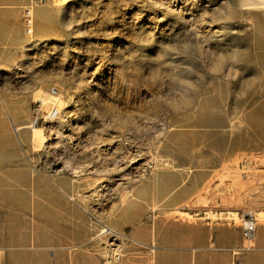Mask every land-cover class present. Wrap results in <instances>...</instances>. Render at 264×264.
I'll use <instances>...</instances> for the list:
<instances>
[{
    "label": "rangeland",
    "instance_id": "obj_1",
    "mask_svg": "<svg viewBox=\"0 0 264 264\" xmlns=\"http://www.w3.org/2000/svg\"><path fill=\"white\" fill-rule=\"evenodd\" d=\"M246 1L22 8L24 31L31 6L32 34L24 31L18 73L0 77V114L19 151L5 182L50 183L77 205L89 231L63 248L79 264H195V247L217 264L264 256V7ZM50 99L56 119L29 127L38 101L46 109ZM217 112L223 122L206 127ZM19 167L25 176L7 172ZM249 215L254 249L244 251ZM104 227L120 236L111 241Z\"/></svg>",
    "mask_w": 264,
    "mask_h": 264
},
{
    "label": "crops",
    "instance_id": "obj_2",
    "mask_svg": "<svg viewBox=\"0 0 264 264\" xmlns=\"http://www.w3.org/2000/svg\"><path fill=\"white\" fill-rule=\"evenodd\" d=\"M28 1L0 0V77L8 73L13 77L19 63L20 48L25 41L21 12ZM210 135L205 133L206 143L212 142ZM18 159L16 139L0 114V264H79L77 252L72 255L63 246L86 238L89 230L84 217L77 210V205L73 206L61 198L50 183H26L25 167L7 170L9 174H20L25 179L18 183L5 182V165H11ZM148 186L149 179L141 182L140 192ZM263 228L264 224L260 230ZM185 240L192 244L191 237ZM258 243L263 245L264 237L259 235ZM191 250L194 255L196 253L195 264H217L213 257L202 258L203 255L199 254L202 248ZM219 258L223 259L222 256ZM262 259L264 256L254 255L246 263L263 264ZM254 260L257 261L252 263Z\"/></svg>",
    "mask_w": 264,
    "mask_h": 264
},
{
    "label": "built area",
    "instance_id": "obj_3",
    "mask_svg": "<svg viewBox=\"0 0 264 264\" xmlns=\"http://www.w3.org/2000/svg\"><path fill=\"white\" fill-rule=\"evenodd\" d=\"M23 24H24V31L25 34L31 35L32 34V10L31 6H26L23 10ZM57 93L56 89L50 88V96L54 97ZM54 100L50 99L48 102V107L46 109H42L41 105L42 102L38 101L37 106L33 110V119L29 124V127H36L38 122L47 123L56 119L59 114L57 107L54 105ZM255 218L252 215L247 216L242 223V240L243 244L240 247V250L249 251L254 249L253 241H254V232H255ZM101 234L106 233L109 234L111 241L115 240L120 235L113 229L104 227L100 231ZM237 253V252H236Z\"/></svg>",
    "mask_w": 264,
    "mask_h": 264
},
{
    "label": "bare ground",
    "instance_id": "obj_4",
    "mask_svg": "<svg viewBox=\"0 0 264 264\" xmlns=\"http://www.w3.org/2000/svg\"><path fill=\"white\" fill-rule=\"evenodd\" d=\"M247 2V4H249V5H253V6H259V7H264V0H247L246 1ZM55 101V100H54ZM221 106H222V103H221ZM221 106H220V108H221ZM219 108V109H220ZM223 108V107H222ZM221 108V110L220 111H223V109ZM57 110L59 111V108H57ZM214 119H213V118ZM222 118H223V115L221 114V113H219V112H217V114L215 115V116H212L211 115V117H209V116H207V115H205V119H204V125L207 127L209 124H211L210 126H212V123L213 122H223V120H222ZM216 126H218L217 124H216ZM221 126V125H220ZM20 128V127H19ZM33 130H35L36 131V135H38L39 137H38V139L39 140H42L43 139V134H42V130L40 129V128H35V129H33ZM208 132V130H207V128H206V130H205V133H207ZM203 142L206 144V142H205V137H204V139H203ZM126 159H128V162H129V160H131V162H134L135 161V159H134V157H130V156H125V155H123V157L121 158V160L123 161V162H126ZM150 159V158H149ZM154 159V158H153ZM120 161V160H119ZM145 162V161H144ZM150 164V163H149ZM142 166V165H141ZM148 166V165H147ZM94 169V168H93ZM140 170V169H139ZM125 174H127V173H123L122 175H121V177L123 178L124 177V175ZM120 176V175H119ZM153 176V175H152ZM120 178V177H119ZM220 181V180H219ZM132 195H135V196H137L138 197V194H132ZM139 195H142L141 194V192H139ZM69 199H71V198H69ZM263 224V223H262ZM151 247H154V245H150V248Z\"/></svg>",
    "mask_w": 264,
    "mask_h": 264
}]
</instances>
